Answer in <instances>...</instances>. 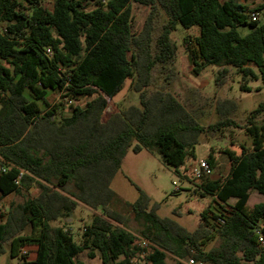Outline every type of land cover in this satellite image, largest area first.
I'll list each match as a JSON object with an SVG mask.
<instances>
[{"label": "trees", "instance_id": "1", "mask_svg": "<svg viewBox=\"0 0 264 264\" xmlns=\"http://www.w3.org/2000/svg\"><path fill=\"white\" fill-rule=\"evenodd\" d=\"M260 2L254 12L264 8ZM133 4L149 10L139 32ZM254 12L236 0H52L51 9L44 0H0V194L23 198L0 224V256L19 254L20 264H81L82 253L101 264H166L168 254L207 264H264L257 236L264 238V124L255 121L264 103L244 127L251 146L223 150L227 174L196 185L219 210L204 209L195 230L159 218L158 205L137 188V200L125 206L152 245L148 251L126 229V217L109 207L110 184L128 149L156 153L178 172L203 134L234 125L227 118L232 106L219 105L221 120L205 128L168 83L153 87L157 68L173 65L172 32L178 25L198 28L196 37L183 39L194 76L217 67L214 80L222 87L232 67L249 92L248 80L264 86V23L251 20ZM126 81L139 105L108 111ZM49 92L74 102L67 116L62 102H47ZM83 98L89 99L76 104ZM206 160L213 168L212 153ZM31 189L38 194L29 197ZM252 191L263 200L249 210ZM79 204L100 214L83 226L77 244L65 226ZM61 221L64 226H52ZM215 238L219 245L205 249ZM27 247L35 248L32 259L22 254Z\"/></svg>", "mask_w": 264, "mask_h": 264}, {"label": "rangeland", "instance_id": "2", "mask_svg": "<svg viewBox=\"0 0 264 264\" xmlns=\"http://www.w3.org/2000/svg\"><path fill=\"white\" fill-rule=\"evenodd\" d=\"M47 9L52 8V0H44ZM107 1V0H105ZM246 5L252 12L257 9L260 0H236ZM92 8V7H90ZM89 8V9H90ZM149 10L137 4L132 5L133 30L139 32L142 28L145 18ZM259 24L264 23V8H260L254 12ZM163 22L160 17L158 26ZM242 35L248 33L247 28L240 30ZM198 34V28L194 27L189 30L177 26L171 34V39L176 44V56L168 71H161L157 68L155 75V83L153 87L167 85L169 91L179 99L184 107L195 116L200 126L207 128L209 125L215 124L221 120L216 113L217 107H231L233 110L228 114L227 118L234 122V125L224 127L219 131L203 134L197 145L194 146V155L187 156L182 167L175 172L172 168L162 163L160 157L156 153L142 151L138 154L132 153L131 149L127 150L126 156L122 162L121 168L115 175L110 184V188L114 193V197L110 202V209L123 214L127 219L126 229L135 237L141 238L138 234L139 226L133 220V215L125 204H133L138 198V190L143 191L149 198L151 203L158 205L156 215L159 218H169L177 224L185 228L187 231L196 229L200 213L208 206L218 209L214 203V198L210 195H201L194 182V170L197 169L199 162L208 157L210 153L215 158L214 173L211 180H217L225 176L229 170L228 160L223 150L229 149L239 153L241 147L249 148L251 140L245 134V126L250 113L257 108L258 105L264 103V86L261 80H248L247 86L250 91H242L240 85L242 76L234 68H229V78L222 87H217L214 76L218 71L217 67L210 66L205 69L199 76L192 73L190 62L183 46V39L186 36L195 37ZM164 78H167L165 80ZM130 82L124 83L123 90L116 95L111 101L110 109H115V105L119 104L120 108H126L130 105L138 106V94L129 90ZM89 98H83L76 102L83 106ZM47 102L50 105L62 102L63 115L69 114V106L66 100L61 101L58 93L49 92ZM72 105L74 102L71 103ZM42 109H44V105ZM258 125L264 124V112L255 119ZM38 194L37 189L30 191L29 197ZM263 199L254 191L251 192L247 208L250 210L253 205L261 202ZM22 197L14 196L13 203H21ZM234 200L228 201L224 205L225 210L234 204ZM212 208V211H213ZM214 212V211H213ZM100 214V211H92L82 204L76 208L68 228L73 235L74 241L78 244L81 239V232L84 225L89 224L92 216ZM71 222V223H70ZM52 226H64V222L52 223ZM27 233V232H26ZM220 241L218 238L212 240L205 249L217 247ZM150 251V250H149ZM28 258L32 256L33 250L26 248ZM185 259L178 260L171 255H167L166 264H184ZM23 261L21 255L11 258L7 250L0 256V264H20ZM81 264H101L98 258L89 259L86 253H82L78 257ZM139 264H143L141 261ZM207 264V263H206Z\"/></svg>", "mask_w": 264, "mask_h": 264}, {"label": "built area", "instance_id": "3", "mask_svg": "<svg viewBox=\"0 0 264 264\" xmlns=\"http://www.w3.org/2000/svg\"><path fill=\"white\" fill-rule=\"evenodd\" d=\"M101 2L104 3L105 0H101ZM250 17H251L252 21H256V19H257L255 14H251ZM68 103L70 104L71 102L69 101ZM213 173H214V168H212L210 166V164L207 162V160L206 159L201 160L199 162V165H198L197 169L194 170V172H193L194 180L197 183H200V182H202L205 179H211V176H212ZM16 184H17V182H16ZM257 236H258V243L261 246H264V238H263V236L259 232H257ZM137 245H138V247H140L142 249H146L148 251L152 247V245L147 240H145L143 238H138L137 239ZM22 254H25V252L23 251ZM183 263L184 264H206V263L201 262V261H195L192 258L185 259Z\"/></svg>", "mask_w": 264, "mask_h": 264}, {"label": "crops", "instance_id": "4", "mask_svg": "<svg viewBox=\"0 0 264 264\" xmlns=\"http://www.w3.org/2000/svg\"><path fill=\"white\" fill-rule=\"evenodd\" d=\"M198 35V34H197ZM196 35V36H197ZM195 36V37H196ZM49 94V93H48ZM40 107L42 108V105L40 104ZM32 190V189H31ZM30 190V191H31ZM14 196H16L15 194H9V195H7V196H1V194H0V224H3L4 223V221H5V218H6V215H7V212H8V210H9V208H10V206H11V204L13 203V200H14ZM27 248H30V247H27ZM31 249L33 250V252H34V247H31ZM26 252V248L25 249H23L22 250V252ZM31 253L32 254V256L30 257V259H32L33 258V256H34V253ZM27 253V252H26ZM95 258H98L97 256L95 257ZM94 258V259H95Z\"/></svg>", "mask_w": 264, "mask_h": 264}]
</instances>
